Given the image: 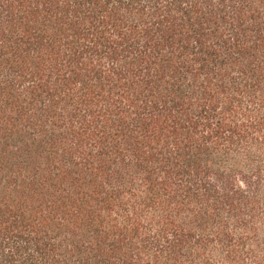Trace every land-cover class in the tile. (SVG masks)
<instances>
[{"label": "trees", "instance_id": "obj_1", "mask_svg": "<svg viewBox=\"0 0 264 264\" xmlns=\"http://www.w3.org/2000/svg\"><path fill=\"white\" fill-rule=\"evenodd\" d=\"M0 264H264V0H0Z\"/></svg>", "mask_w": 264, "mask_h": 264}]
</instances>
